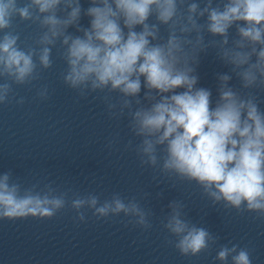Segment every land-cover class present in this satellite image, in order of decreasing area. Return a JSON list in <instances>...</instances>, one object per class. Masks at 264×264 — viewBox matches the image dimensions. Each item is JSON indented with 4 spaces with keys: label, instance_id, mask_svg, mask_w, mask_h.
Listing matches in <instances>:
<instances>
[{
    "label": "clouds",
    "instance_id": "clouds-1",
    "mask_svg": "<svg viewBox=\"0 0 264 264\" xmlns=\"http://www.w3.org/2000/svg\"><path fill=\"white\" fill-rule=\"evenodd\" d=\"M88 5L0 0V105H23L25 98H17L13 86L39 81L53 67L59 46L63 83L78 99L102 94L109 118L127 116L139 142L130 139L125 149L135 152L141 167L168 180L194 182L213 207L264 221V101L258 96L264 92V0H88ZM18 22L37 26L30 44L21 41ZM210 49L228 68L216 73L215 100L212 89L198 86L201 55ZM49 96L47 85L37 88L36 99ZM117 143L110 139L106 147ZM158 176L153 180L160 183ZM54 185L37 180L25 186L12 170L0 172V221L52 220L70 209L77 225L87 223L91 213L104 222L120 217L125 227L142 232L153 228L154 213L141 203L150 193L113 192L101 199ZM185 208L182 199L171 200L161 224L167 244L183 257H195L220 237L189 219ZM215 260L253 264L250 249L231 242L219 245Z\"/></svg>",
    "mask_w": 264,
    "mask_h": 264
}]
</instances>
